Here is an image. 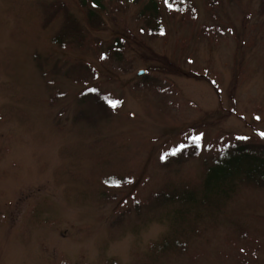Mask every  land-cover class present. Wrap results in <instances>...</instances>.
Returning a JSON list of instances; mask_svg holds the SVG:
<instances>
[{"label": "rangeland", "instance_id": "obj_1", "mask_svg": "<svg viewBox=\"0 0 264 264\" xmlns=\"http://www.w3.org/2000/svg\"><path fill=\"white\" fill-rule=\"evenodd\" d=\"M55 1L84 46L52 42L64 30ZM191 3L164 8L162 33L148 35L133 4L89 29L76 0H0V264H264V183L237 182L185 215L194 200H168L199 198L204 158L264 143V0ZM143 76L162 92L138 87ZM90 86L116 107L79 102ZM196 138L198 155L161 163ZM172 236L188 253L158 247Z\"/></svg>", "mask_w": 264, "mask_h": 264}, {"label": "trees", "instance_id": "obj_2", "mask_svg": "<svg viewBox=\"0 0 264 264\" xmlns=\"http://www.w3.org/2000/svg\"><path fill=\"white\" fill-rule=\"evenodd\" d=\"M77 5L83 11L84 20L87 28L97 29L102 25L101 13L107 11L117 10L123 6H129L133 4L138 6L137 18L141 17L146 32L154 35L161 34L164 27L161 21L162 10H167L169 16H173L179 9H191L193 3L191 0H76ZM52 13L54 15L60 14L62 17V27L64 30L57 31L56 35L52 37V42L59 44L61 47H65L66 35L72 37L75 43L79 47L84 46L83 36L81 34L82 27L79 20L69 11L67 4L63 1H55L50 4ZM144 31V29L142 28ZM113 49L118 50L120 47L114 46ZM116 58H119V54L116 53ZM75 66L88 70L89 68L74 62ZM59 70V67H57ZM144 83L137 84L138 87L148 85L152 87L155 93L162 92L161 85L158 81L148 80L147 77H142ZM236 78L234 79V82ZM235 84L233 85V88ZM59 96V92L57 93ZM111 94H105L100 91L96 86H90L83 89L78 95L79 102L96 101L100 105L99 101H102V105L107 106L110 109H114L111 102H114V98ZM77 122L84 121L81 118V112H77L74 118ZM86 122V121H84ZM179 149V151H177ZM202 150L201 144L197 139H190L186 142H182L178 147H174L167 151L161 163L165 165H172L173 163H181L184 158L191 155H198ZM205 151L209 152V147H205ZM175 153V154H173ZM204 171L202 173V188L201 194L197 200H195L196 192L188 191H172L168 194V200L180 199L182 203H188L189 199L194 200L195 203L190 206H185L182 210L183 214H187L191 211L190 208L197 206L217 207V202L220 199L226 197L229 192V187L237 182L243 181H255L256 183H264V143H248L238 142L223 147L218 150L214 155H210L206 159H203ZM113 181L114 184L123 185L127 182V177L119 178L115 177L110 179L108 176L104 177V181ZM199 191V193H200ZM160 195V194H158ZM187 195V196H186ZM184 240L177 238L167 237L159 243L161 249H173L179 253H188V246Z\"/></svg>", "mask_w": 264, "mask_h": 264}, {"label": "snow or ice", "instance_id": "obj_3", "mask_svg": "<svg viewBox=\"0 0 264 264\" xmlns=\"http://www.w3.org/2000/svg\"><path fill=\"white\" fill-rule=\"evenodd\" d=\"M110 103L112 104L113 107H116V103L115 102H111L110 101ZM196 139L198 140L199 138H196ZM177 151H179V149H177ZM173 154H175V153H173ZM162 159H163V157H162Z\"/></svg>", "mask_w": 264, "mask_h": 264}, {"label": "water", "instance_id": "obj_4", "mask_svg": "<svg viewBox=\"0 0 264 264\" xmlns=\"http://www.w3.org/2000/svg\"><path fill=\"white\" fill-rule=\"evenodd\" d=\"M142 74V71L139 72V75Z\"/></svg>", "mask_w": 264, "mask_h": 264}]
</instances>
